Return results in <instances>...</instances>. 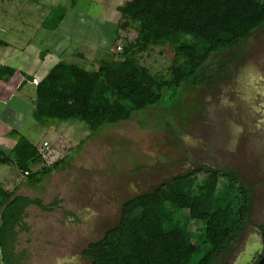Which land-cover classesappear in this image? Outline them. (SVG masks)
<instances>
[{"label":"rangeland","instance_id":"obj_1","mask_svg":"<svg viewBox=\"0 0 264 264\" xmlns=\"http://www.w3.org/2000/svg\"><path fill=\"white\" fill-rule=\"evenodd\" d=\"M53 1V11L64 9L61 25L36 32L50 37L47 45L35 40L43 51L76 47L60 62L97 70L103 60H122L137 36L134 23L116 10L128 0ZM138 58L152 74L166 77L173 50L160 46ZM206 67L219 74L213 84L167 90L158 105L134 113L131 122L93 131L81 121H52L37 112L28 118L24 137L34 146L47 141L50 157L65 162L36 184L22 174L16 193L46 206L58 203L49 212L28 210L15 240L14 264H90L84 249L118 223L125 201L199 167L235 171L249 188L245 232L218 264L241 262L258 242V226H264V29L221 56L211 55Z\"/></svg>","mask_w":264,"mask_h":264},{"label":"trees","instance_id":"obj_2","mask_svg":"<svg viewBox=\"0 0 264 264\" xmlns=\"http://www.w3.org/2000/svg\"><path fill=\"white\" fill-rule=\"evenodd\" d=\"M116 10L137 31L122 60H103L93 71L58 63L36 84L35 113L52 121H81L93 131L131 122L134 113L158 105L167 90L213 84L219 74L206 67L211 55L221 56L264 29V0H128ZM63 15L64 9L53 11L43 25L56 28ZM168 45L173 59L166 77L141 66L139 54ZM6 159L34 184L65 162L47 167L43 154L22 136ZM12 196L0 187L6 264H14L16 229L24 228L25 209L33 205L49 212L58 203L11 201ZM251 210L249 188L235 171L199 167L125 201L118 223L82 254L90 264H218L245 232ZM259 229L264 232V226Z\"/></svg>","mask_w":264,"mask_h":264},{"label":"crops","instance_id":"obj_3","mask_svg":"<svg viewBox=\"0 0 264 264\" xmlns=\"http://www.w3.org/2000/svg\"><path fill=\"white\" fill-rule=\"evenodd\" d=\"M54 6L53 0H0V35L5 39L0 40V156L4 157L3 160L0 159V187L13 193L11 201L15 197L33 200V197L16 193L23 187L22 173L6 157L15 147L17 137H24L23 127L28 122V118L36 115L33 109L35 81L40 82L66 53L76 49V47L73 49L69 47V51L58 53L50 52L45 47H42L44 51L36 48L35 36H37L36 32L41 30L40 27L54 30L43 25L44 20L51 15ZM43 10L45 11L44 17H42ZM41 34L40 37L37 36L38 42L41 46L47 45L50 37H44L42 31ZM48 53L56 55L50 56ZM24 138L28 141L27 137ZM42 145H35L38 153ZM28 189L30 193H33L30 185ZM31 208L33 205L25 209L24 216ZM22 229L23 227L16 229V237ZM0 254V264H6L3 262L4 256L1 248Z\"/></svg>","mask_w":264,"mask_h":264},{"label":"flooded vegetation","instance_id":"obj_4","mask_svg":"<svg viewBox=\"0 0 264 264\" xmlns=\"http://www.w3.org/2000/svg\"><path fill=\"white\" fill-rule=\"evenodd\" d=\"M259 227L260 226H258L257 230L255 231L258 242L250 247V249L252 248L254 250L252 253L250 251L247 252L248 261L244 262V264H258L264 255V232L261 231Z\"/></svg>","mask_w":264,"mask_h":264},{"label":"built area","instance_id":"obj_5","mask_svg":"<svg viewBox=\"0 0 264 264\" xmlns=\"http://www.w3.org/2000/svg\"><path fill=\"white\" fill-rule=\"evenodd\" d=\"M121 49L118 48V51H120ZM35 84H37V81H35ZM40 153L43 154V157L45 159L49 158L51 156V151H50V147L48 145L47 142H44L41 149H40Z\"/></svg>","mask_w":264,"mask_h":264},{"label":"water","instance_id":"obj_6","mask_svg":"<svg viewBox=\"0 0 264 264\" xmlns=\"http://www.w3.org/2000/svg\"><path fill=\"white\" fill-rule=\"evenodd\" d=\"M253 250L254 249H249L247 252H253ZM0 257H1V254H0ZM246 261H248V255L246 254L244 257H243V259L241 260V262L239 263V264H244V262H246ZM258 264H264V255H263V257L260 259V261L258 262Z\"/></svg>","mask_w":264,"mask_h":264}]
</instances>
